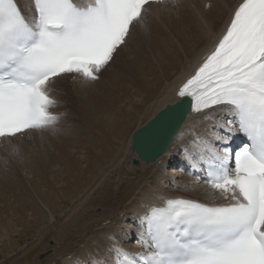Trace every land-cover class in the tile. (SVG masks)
Segmentation results:
<instances>
[{
	"label": "snow or ice",
	"instance_id": "1",
	"mask_svg": "<svg viewBox=\"0 0 264 264\" xmlns=\"http://www.w3.org/2000/svg\"><path fill=\"white\" fill-rule=\"evenodd\" d=\"M151 2L31 0L25 14L19 0H0V138L54 125L51 86L67 75L97 80ZM177 95L197 123L210 122L193 130L182 155L206 172L209 199L220 202L168 198L134 213L120 235L106 234L102 251L75 264H264V0L238 4ZM237 136L244 141L233 148ZM129 241L141 250L125 247Z\"/></svg>",
	"mask_w": 264,
	"mask_h": 264
},
{
	"label": "bare ground",
	"instance_id": "2",
	"mask_svg": "<svg viewBox=\"0 0 264 264\" xmlns=\"http://www.w3.org/2000/svg\"><path fill=\"white\" fill-rule=\"evenodd\" d=\"M84 1L87 0H78L79 3ZM241 1L162 0L147 4L145 21L136 24L139 31L131 51L127 43L118 52L124 55L129 49L130 55L121 68L110 71L112 74L107 83L85 81L83 77L75 76L76 83L61 82L66 81L63 77L51 86L57 88L60 82L64 83L59 87L61 93L52 92L56 103L49 111L59 116V122L72 113L70 109H76L78 113L75 119L64 120L52 133H46L49 127L7 139L0 138L1 145L6 142L3 148L0 146V154L8 146L19 151L26 142L20 137L28 134L39 136L34 144L40 150L32 160L30 157V160H24V166L29 171L25 178L17 170L18 173L8 174L0 171V177H6L0 181V247L7 249L14 245L19 225L27 228L43 224L44 220L54 216V211L61 209L62 204L67 205L83 192L81 203L71 210L73 217L69 215L59 229L63 233L60 241L65 248L61 251L63 258L60 257L64 259L63 264H75L77 257L97 249L102 251L108 232L120 235V227L129 224L126 218L130 216L132 219L134 213H144L149 207L164 205L168 198L220 202L209 199L213 190L199 177H191L182 171L183 164L174 167V171H171L173 177L168 180L179 178L174 185L185 190V194L175 189L170 192V189L163 187L165 184L158 185L160 164L171 166L181 162L183 155L177 158L176 150L180 146L182 150V145L187 144L193 130L200 132L205 123L210 122L197 123L190 110L172 136L165 153L159 154L150 163L140 160L130 145L136 129L166 105L180 100L177 95L179 87L196 71L222 37ZM19 3L27 14L31 0H19ZM62 100L65 102L63 109L58 110L56 107ZM222 114L224 120L229 118L223 109L218 110L217 116ZM125 141L126 147L123 149ZM133 159H137V162L133 163ZM99 172L103 175L97 179ZM119 176L122 180L118 179ZM93 181L88 191L87 187ZM214 195L218 196L219 193ZM92 206H101L102 211L94 213ZM118 213L125 215L118 218ZM109 218L115 219V226L105 224ZM119 223L120 226L117 225ZM71 232L77 233L81 240L92 233L84 246L78 247L72 254L69 253L71 246L65 242ZM134 249L140 247L134 243L132 251Z\"/></svg>",
	"mask_w": 264,
	"mask_h": 264
},
{
	"label": "rangeland",
	"instance_id": "3",
	"mask_svg": "<svg viewBox=\"0 0 264 264\" xmlns=\"http://www.w3.org/2000/svg\"><path fill=\"white\" fill-rule=\"evenodd\" d=\"M208 5L209 4L207 3V6ZM156 11H160V9H157ZM144 21H145V19H144ZM139 27H140V25H139ZM138 31H139V28L137 26H135L132 30V35L130 36L131 38H129L127 41L130 51H131L132 47L134 46V38H135L136 34L138 33ZM129 49H127L126 50L127 52H125L128 54L124 53V55H123V54L118 53L114 59V62H112L110 64V66H109L110 68L108 67L109 70L104 72V74L102 72L99 75V78L97 80H95V82L99 83L101 81L102 84L107 83L109 76L112 74V73H110V71L112 70V72H113L115 69H119L123 66L124 60L127 58V56L130 55ZM115 66H118V68ZM112 67L113 68L115 67V68L113 69ZM108 68H106V70ZM74 77L75 76H71V75L66 76V77H64L66 79V81H61V82H67L69 84L72 82L76 83V78H74ZM61 82L59 83L60 85L64 84ZM60 85H56L57 88L52 87L54 89L53 92H56V94L58 92L61 93V91L59 90ZM64 103H65L64 100L60 101L58 103V107H56V108L58 110L63 109ZM70 110L72 111V113H69V115L67 117H65L64 119H62V121L56 122L54 125L50 126V128L48 127L49 129L46 130V133H52V132L56 131L59 128V126H61V124H63V121L68 119V118H74L75 119V117H77V113H78L77 110L76 109H70ZM74 111L76 112V114H74ZM64 114H65V112H64ZM217 117L218 118H225L224 114H222L221 116H217ZM74 119H72V121ZM53 129H54V131H53ZM38 137L39 136H35V134H32V135L28 134L26 136L20 137V139H25L26 142L23 146H21L19 151L17 150V152L13 146H8L6 149H3V152L1 151V154L3 153V155L0 154V171L3 170L2 172L8 174L11 172L12 173H18V172H16V170H17V171H19L21 176H24L23 178H25V176H27V174L29 175L28 169H26V167L24 166L25 165L24 160L26 161V160H30L31 158L33 159V157L34 156L36 157L37 153L40 151V150L38 151L37 146L34 144ZM10 142L11 141H9L8 143H10ZM12 144L13 143H11L9 145H12ZM4 145H6V142L2 143V145L0 143V146L2 148L4 147ZM122 147H123V149H125L126 141L122 145ZM40 148L43 149V147H40ZM25 151H27V152H25ZM176 151H177V158H178L182 154L181 146H180V149H178ZM164 153H162V154H164ZM29 157H30V159H29ZM12 162H14V164H12ZM181 162H179L177 164H173L171 166L168 164H160L159 163L161 174L158 177L159 178L158 179L159 180L158 185H164L165 184L163 187H167V189H170V192H174V189H175V191L178 190L182 194H185L186 193L185 190H183V189L181 190L178 186L174 185V181H178L179 178L177 180L174 179L173 181L168 180V179H171L173 177V174L171 173V171H174V167L177 168V166H179V165L185 166L187 164V162L184 159H181ZM131 163H132V161H131ZM12 165H13V167H12ZM155 165H158V163H156ZM18 166L20 169L18 168ZM15 168H17V169H15ZM102 175H103L102 172H99L98 176H96V178L101 177ZM161 175H163V177ZM167 177H169V178H167ZM191 177H194V176H191ZM120 178L122 180L121 176L118 177V179H120ZM174 178H175V175H174ZM4 179H6L5 176L0 177V181L4 180ZM93 184H94V181L89 184V186L87 187L88 191H90L89 189H91L90 187H92ZM159 193H161V195L163 194L162 192H159ZM83 194H84V192L82 194L80 193V196L77 195V197L74 200H72L71 202H69L67 205L62 204L61 205L62 207H60L61 212L59 209H57V211H54L55 213H53L54 216L49 217L48 219L44 220L45 222L43 221L44 222L43 224L38 223V225H32V227H27V228H25V226L19 225V227L17 228V231L15 233L14 245L12 247H8L7 249L0 247V264H63L64 259L63 260L61 259V258H63L61 256V254H62L61 251H63V249H65V248L61 243L62 240L60 241V239L63 238V233L62 232L60 233L59 229L64 225V223L66 222V219L69 217V215H72L73 211L71 212V210L74 207L76 208L77 204L81 203L80 199H81ZM196 196H198V195H194V197H196ZM61 203L62 202H60V204ZM92 209H93V212L97 213V214L102 211L101 206H96V207H93ZM128 214L130 215V213H128ZM71 217H73V215ZM113 220L115 221V219H113ZM126 222L132 223V219L130 216L128 219L126 218ZM117 225L120 226V223ZM120 228H123V226H121ZM71 233L65 238L66 239L65 242H67L68 245L71 246L70 247L71 250L69 249V253H71V254L74 253L78 247L84 246L87 239H90V235H92V233L90 232V234H87L86 237L82 238V240H81V237L78 236L77 233H73V232H71ZM75 236H77V237H75ZM72 243H74V244H72ZM133 244H134L133 241H129L127 243L126 247L132 248ZM138 247H139V245H138Z\"/></svg>",
	"mask_w": 264,
	"mask_h": 264
},
{
	"label": "water",
	"instance_id": "4",
	"mask_svg": "<svg viewBox=\"0 0 264 264\" xmlns=\"http://www.w3.org/2000/svg\"><path fill=\"white\" fill-rule=\"evenodd\" d=\"M190 111L188 99L168 104L160 109L144 125L136 129L131 137V149L145 162L156 160L166 151L172 136ZM137 159H133L136 163Z\"/></svg>",
	"mask_w": 264,
	"mask_h": 264
}]
</instances>
